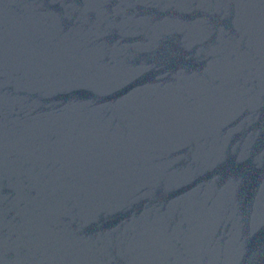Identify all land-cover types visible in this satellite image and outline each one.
<instances>
[{"label": "water", "instance_id": "95a60500", "mask_svg": "<svg viewBox=\"0 0 264 264\" xmlns=\"http://www.w3.org/2000/svg\"><path fill=\"white\" fill-rule=\"evenodd\" d=\"M0 264H264V0H0Z\"/></svg>", "mask_w": 264, "mask_h": 264}]
</instances>
